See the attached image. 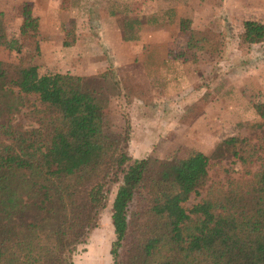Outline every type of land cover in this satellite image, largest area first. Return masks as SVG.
<instances>
[{"label":"trees","instance_id":"16d2710c","mask_svg":"<svg viewBox=\"0 0 264 264\" xmlns=\"http://www.w3.org/2000/svg\"><path fill=\"white\" fill-rule=\"evenodd\" d=\"M22 16L23 28L30 15ZM139 24L125 19L122 39L135 40ZM242 35L263 42L264 23L244 20ZM199 41L190 34L186 45L205 48ZM0 46L23 47L7 38L2 12ZM22 107L33 122L26 128L13 122ZM105 107L80 76L38 74L25 53L0 60V264H71L66 253L96 222L110 182H118L109 214L113 258L125 243L112 264H264V145L226 137L216 150L228 151L240 174L223 167L211 180L214 155L196 149L171 159L128 156L126 137L104 130ZM201 190L198 202L182 206Z\"/></svg>","mask_w":264,"mask_h":264},{"label":"rangeland","instance_id":"374dc122","mask_svg":"<svg viewBox=\"0 0 264 264\" xmlns=\"http://www.w3.org/2000/svg\"><path fill=\"white\" fill-rule=\"evenodd\" d=\"M24 11L30 16L22 28ZM0 12L7 38L23 44L17 53L0 46V60L25 53L38 74L80 76L106 100L104 130L126 137L120 145L128 156L171 159L196 149L214 155L208 167L214 180L223 167L240 174L238 161L216 150L226 137L264 145V41L247 43L242 35L244 20L264 23V0H0ZM131 17L140 24L136 39L125 41L122 23ZM190 34L202 36L205 48L187 47ZM27 110L13 122L33 125ZM117 186L110 182L99 194L104 205L66 253L71 264L122 257L124 242L118 256L109 252ZM204 193L189 195L182 206L188 209Z\"/></svg>","mask_w":264,"mask_h":264}]
</instances>
